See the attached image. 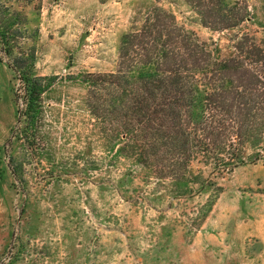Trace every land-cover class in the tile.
<instances>
[{
  "label": "rangeland",
  "instance_id": "obj_1",
  "mask_svg": "<svg viewBox=\"0 0 264 264\" xmlns=\"http://www.w3.org/2000/svg\"><path fill=\"white\" fill-rule=\"evenodd\" d=\"M222 1L248 20L205 27L187 0H0V35L14 37L0 41V264H264V162H251L264 136L228 173L194 160L160 180L86 107L85 76L114 72L122 36L153 7L219 57L240 36L264 41V0ZM31 52L51 85L24 133L14 69Z\"/></svg>",
  "mask_w": 264,
  "mask_h": 264
},
{
  "label": "trees",
  "instance_id": "obj_2",
  "mask_svg": "<svg viewBox=\"0 0 264 264\" xmlns=\"http://www.w3.org/2000/svg\"><path fill=\"white\" fill-rule=\"evenodd\" d=\"M205 27L229 30L249 17L246 7L222 0H187ZM12 35H0L9 48ZM223 58L180 27L172 14L151 8L139 27L122 36L114 72L91 73L86 107L120 152L160 180H180L199 160L214 173L245 164V144L264 136V41L243 35ZM25 60L29 61L26 65ZM22 132L43 114L47 77L35 74V54L20 59ZM264 162V147L251 162Z\"/></svg>",
  "mask_w": 264,
  "mask_h": 264
}]
</instances>
